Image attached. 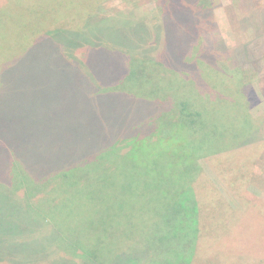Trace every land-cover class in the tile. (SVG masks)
Returning a JSON list of instances; mask_svg holds the SVG:
<instances>
[{
  "label": "rangeland",
  "instance_id": "374dc122",
  "mask_svg": "<svg viewBox=\"0 0 264 264\" xmlns=\"http://www.w3.org/2000/svg\"><path fill=\"white\" fill-rule=\"evenodd\" d=\"M42 1L0 0V69L7 59L23 51L25 42H33L36 37L32 36L38 27L41 29L45 14L49 15L58 2ZM145 2H134V7L130 0H113L105 7L118 12L133 9L142 17V12L147 11ZM181 2L183 6L191 4L187 12L182 7L175 8V19L184 26L186 34L176 26L166 38L172 41L171 47L182 42L178 49L182 45L185 48L198 37L194 20L199 15L200 25L209 20L210 29L214 30V34L205 31L214 47L212 51L230 53L233 66L248 71L252 79L257 74L264 77V0H205V6L200 8L197 0ZM148 6L154 7V3ZM117 17L96 18L98 24L90 22L83 39L89 40L94 34L100 44L110 46L99 51L88 49L91 57L82 55L81 64L73 63L67 69L62 45L44 36L32 43L33 52L0 76V222L5 227L0 233V251L6 252L0 264H57L67 260V251L62 252L60 247L69 249L60 229L75 237L85 236L89 228L100 231L93 243L100 248L98 237L109 241L112 233H119L126 229L124 225L133 222L132 217L125 219L124 224L114 219L109 222L98 202L94 203L95 198L88 202L90 207L81 206V198L89 194L88 188L96 191L92 184H99L102 189L108 179L105 170L121 165L109 159L112 153L108 151L114 148L108 147L129 136L133 128L144 132L149 118L163 105L136 102L121 94H99L124 73L121 66L115 68L121 63V52L112 47L141 40L131 33V29L140 31L138 24H128L131 17ZM78 25L79 21L74 20L72 26ZM57 36L66 38L71 32ZM211 57L208 55L207 59ZM261 82L251 85L256 114L264 112V79ZM254 146L243 144L237 150L208 158V164L203 162L202 175L182 198V204L187 202L193 208L183 205L171 215L181 217L184 212L186 220L193 210L197 223L190 226V220L182 222L181 230L172 224L178 219H167L161 234L152 231L147 239L149 264L165 263L164 258H172L185 239L192 242L191 264H264V146ZM102 152L105 160L97 157ZM96 159L89 169H96L98 178L102 173L99 183L94 174L95 178L83 168L86 162ZM257 170L262 171L256 179L260 181L252 179ZM106 194L110 196L111 190ZM79 213L82 214L78 218ZM48 216L50 223H46ZM118 216L119 212L114 217ZM124 242L118 241L115 248L119 250ZM129 251L136 253L138 249L133 246ZM98 254L105 264H111V254L107 257L106 250ZM73 263L82 264L78 259Z\"/></svg>",
  "mask_w": 264,
  "mask_h": 264
},
{
  "label": "trees",
  "instance_id": "16d2710c",
  "mask_svg": "<svg viewBox=\"0 0 264 264\" xmlns=\"http://www.w3.org/2000/svg\"><path fill=\"white\" fill-rule=\"evenodd\" d=\"M112 1L58 0L53 11L51 9L49 15L45 14L41 29L38 27L34 32L32 38H36L33 42L40 37H52L64 48V56L69 59L66 56L62 59L68 69L73 63L81 64L79 59L82 55L91 57L88 49L99 51V48L110 46L109 43L100 44L98 38L94 39V34L93 37H88L89 40L83 39L82 35L85 36L83 33L88 32L91 21L98 24L96 18L110 20L117 16L131 17L133 21L128 24H138L140 29L139 33L131 29V33L141 40H133L134 45L122 43L123 47H112L121 52L118 55L121 63L115 68L121 66L124 73L115 83H108L99 94H121L136 102H156L158 106L160 103L163 105L159 107V112L149 118L150 124L148 122L144 132L138 131V128L136 132L133 128L134 132L131 133V130L129 136L108 147L114 148L108 151L112 153L109 159L119 161L121 165L114 170L107 168L105 176L108 179L106 182L104 180L102 189H99V184L92 182V185H96V191L88 188L89 194L81 198L83 207L89 206L90 199L95 198L94 203L98 202L103 216L108 218L109 222L116 220L124 224L128 217H132L133 222L124 225L126 229L122 228L119 233H112L109 241L103 237L100 240L98 237L96 241L101 245L100 248L93 245L94 237L97 236L95 234L100 231L89 228L85 236L75 237L65 235L60 229L62 240L69 249L60 247L62 252L67 251V260H59L57 264H74V259H78L82 264H105L98 254L103 253V250L108 252L107 257L111 254V264H114L115 259L118 260L115 264H149L151 252L147 247V239L152 231L154 234H161L167 219H178L172 224L181 230L182 222L187 223L190 220V226L197 223L196 218H193V210L191 217H186V220L184 212L181 217L171 218V215L181 207L184 208L183 205L193 208L192 205L186 204L187 202L182 204V198L202 175L203 162L208 164V158L237 150L243 144L253 143L257 149L264 146V137L261 138L264 131V112H254L250 95L253 90L251 85L262 84L264 77L257 74L256 78L252 79L248 71L233 66L230 53L222 54L218 49L212 51L214 47L205 34V31L209 30L214 34V30L210 29L209 20L204 21L201 26L202 18L197 15L194 23L198 37L189 46L183 48L182 45L178 49L182 42L176 43L174 48L170 44L172 41L166 38L176 26L186 34L184 26L175 19V10L182 7L187 12L191 4L183 6L181 0H146L147 11H140L143 14L141 17L133 9L119 12L110 8L108 10L105 6L111 5ZM130 1L136 7L135 3L142 0ZM148 3H154V7H149ZM127 4L125 3V6L129 7ZM197 6L204 7L205 0H197ZM55 9L57 11H54ZM186 17L188 18L187 14ZM74 20L79 21L77 27L72 26ZM183 22L187 23V20ZM68 30L71 36H57L64 35ZM123 31H126L125 26ZM16 37L12 34L13 39ZM32 43L25 42L23 51L5 61V65L0 69V76L15 67L29 52H33ZM205 53L212 57L207 59ZM100 156L105 160V153L102 152L97 157ZM96 161L97 159L91 161L92 163L86 162L83 166L92 176L96 169L92 171L89 168ZM250 167L252 163L247 166V172ZM164 171L166 172L163 173ZM261 172L257 170L252 179L256 180ZM249 173V176L253 175L251 171ZM96 175L99 183L102 173L99 178ZM110 178H113V181ZM108 190H111L110 196L106 194ZM118 212L119 216L115 218ZM81 214L76 217L79 218ZM48 218L46 223L52 220L49 216ZM4 228L0 222V233ZM1 237L0 234V239ZM120 240L125 242L119 251L115 245ZM191 243L185 239L181 248L177 250L176 247L172 258H164L163 264H191ZM133 246L137 247L138 252L129 251ZM1 253L3 254L0 258L3 259L6 252L1 250Z\"/></svg>",
  "mask_w": 264,
  "mask_h": 264
}]
</instances>
